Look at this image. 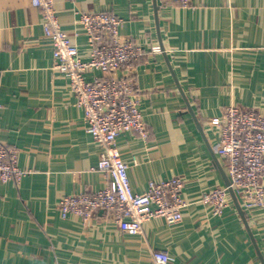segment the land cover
Instances as JSON below:
<instances>
[{
    "label": "crops",
    "instance_id": "0c3cea01",
    "mask_svg": "<svg viewBox=\"0 0 264 264\" xmlns=\"http://www.w3.org/2000/svg\"><path fill=\"white\" fill-rule=\"evenodd\" d=\"M157 4L155 11V0H54L61 28L83 59L84 12L120 17L121 38L143 49L129 76L149 135L123 133L116 143L135 193L151 180L179 177L187 206L180 223L155 218L130 235L106 212L62 218L63 196L108 184L96 170L101 148L86 131L68 80L52 68L40 11L31 0H0V144L16 150L17 166L27 172L0 183V264H152L158 250L169 264H260L233 202L212 215L201 196L225 186L216 155L223 109L264 111V0ZM245 216L264 258V207Z\"/></svg>",
    "mask_w": 264,
    "mask_h": 264
},
{
    "label": "built area",
    "instance_id": "2783aa9c",
    "mask_svg": "<svg viewBox=\"0 0 264 264\" xmlns=\"http://www.w3.org/2000/svg\"><path fill=\"white\" fill-rule=\"evenodd\" d=\"M187 6L190 0H173ZM41 14L44 35L50 39L53 70L68 80L82 109L86 131L100 146L96 170L103 172L108 184L101 190L63 196L59 201L62 218L74 215L84 220L97 212L110 214L119 230L138 234L143 224L162 218L169 225L183 219L187 206L181 197L183 181L179 177L156 182L151 180L142 193H135L117 146V137L135 133L142 140L149 132L139 108L129 73L143 55V49L122 39L123 20L107 12H84L79 22L88 37V58L83 59L70 36L61 28L54 0H31ZM158 52V47H152ZM101 77L88 78L92 72ZM217 157L225 166L238 202L247 211L264 207V111L229 105L223 109L219 129ZM27 172L17 166V152L0 144V183L20 181ZM201 201L212 215H221L232 205L226 186L205 192ZM152 264H169L164 251L151 252Z\"/></svg>",
    "mask_w": 264,
    "mask_h": 264
},
{
    "label": "water",
    "instance_id": "95a60500",
    "mask_svg": "<svg viewBox=\"0 0 264 264\" xmlns=\"http://www.w3.org/2000/svg\"><path fill=\"white\" fill-rule=\"evenodd\" d=\"M154 7H155V11H157V8H158L157 0H155V6ZM188 111L194 117L193 111H192V109L190 107H188ZM194 121L196 123V126H197L199 132L201 134H203L202 133V129H201V127H200V125H199V123H198V121H197V119L195 117H194ZM211 155H212L213 160L215 162H217L216 157L213 154V152L211 153ZM219 171H220V173L222 175V178H223V181H224V185L228 188V193H229L230 198H231V200H232V202H233V204L235 206V209L237 210V213L240 216V218H241V220H242V222L244 224V227H245V229L247 231L248 237H249V239H250V241H251V243L253 245V248H254V250H255V252L257 254V257H258V259L260 261V264H264V258L261 255V253H260V251L258 249L257 243H256V241L254 239V236H253V234H252V232H251V230L249 228V225H248V222H247V219H246V216H245V212L241 208V206H240V204L238 202V199H237L233 189L231 188L230 180H229L228 176L226 175V173L222 170V168L220 166H219Z\"/></svg>",
    "mask_w": 264,
    "mask_h": 264
}]
</instances>
